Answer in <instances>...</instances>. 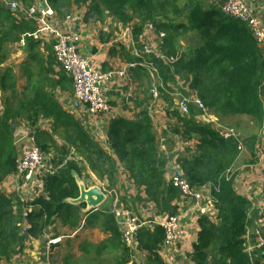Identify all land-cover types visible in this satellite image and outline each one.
I'll return each instance as SVG.
<instances>
[{"label": "trees", "instance_id": "1", "mask_svg": "<svg viewBox=\"0 0 264 264\" xmlns=\"http://www.w3.org/2000/svg\"><path fill=\"white\" fill-rule=\"evenodd\" d=\"M30 6L33 0H19ZM48 0L49 5L64 15L73 6L90 5V12L96 11L101 19L110 16L123 25H131L133 38L138 42L145 26L155 29L159 36V52L162 55L144 54L137 57L132 52L128 62H148L157 68V76L163 87H159L160 96L167 104L166 112L176 122L171 128L182 140H194L195 148L190 156H178L176 165L181 174L194 188L210 185L214 198V212L198 217V237L189 255L192 264H252L247 251L245 236L251 201L235 190V175L228 177V170L235 164L240 154V138L228 131H222L212 122H196L203 112L191 103L190 113L184 115L174 97L169 94L168 83H174L177 77L189 79V92L195 93L209 113L216 116L225 127H232L229 121L246 116L257 127L264 123V50L255 38L250 26L244 21L230 17L220 6L208 0ZM32 5V4H31ZM172 13L174 16L169 17ZM19 12H13L0 0V90L13 92L15 74L4 64L7 49L11 44L25 40L28 58L36 60L39 42L30 35L36 31L34 21L18 19ZM161 18V21L159 20ZM184 18V22L178 19ZM163 20V21H162ZM136 21V22H135ZM195 33L197 43L180 52L178 37ZM114 49L111 50V54ZM53 64V61H50ZM139 66V65H138ZM132 79L144 84L151 78L147 68L131 69ZM41 91L28 105L17 103L16 110L10 100L4 103V112L0 117V180L17 174V148L13 144L15 121L26 110H35ZM151 98L139 103L140 112L135 120L113 118L110 121L107 139L113 153L129 172L138 189L136 205L142 200L153 203L156 214L177 215L182 194L171 180L166 179L170 158L163 154L154 131L153 118L149 106ZM14 102V101H13ZM56 112V124L64 128L74 142L79 154L84 156L92 171L101 179H108L109 186L116 185L117 165L104 148L77 122L69 126L67 118L60 122ZM50 112L44 106L42 113ZM236 117V118H235ZM229 120V121H228ZM35 123L36 119H32ZM236 122V121H235ZM57 126V127H58ZM224 127V128H225ZM231 129V128H228ZM57 130V129H55ZM35 143L48 148L45 130H37ZM48 132V131H47ZM38 142L41 144H38ZM249 147V139L247 142ZM53 174H46L43 186L46 195L34 199L30 204L21 200L12 201L0 192V264L11 261L23 251L24 241L29 237L39 238L56 219L62 225L77 227L82 220L85 204L73 205L68 198L79 197L80 191L74 172L81 174L77 162L67 160L63 165H54ZM27 208H26V207ZM128 206V204H127ZM132 208L133 207H126ZM86 225L99 228L110 234L109 243L90 248L97 256L103 252L118 253L115 264H138L132 261L133 252L123 241V228L117 223L114 212L108 207L83 213ZM21 233L22 236L19 234ZM165 240V229L158 224L144 225L137 234L135 246L147 254L148 264H167L160 256L159 249Z\"/></svg>", "mask_w": 264, "mask_h": 264}, {"label": "crops", "instance_id": "2", "mask_svg": "<svg viewBox=\"0 0 264 264\" xmlns=\"http://www.w3.org/2000/svg\"><path fill=\"white\" fill-rule=\"evenodd\" d=\"M41 1L43 0H33L31 4H39ZM19 2L25 6L22 1ZM247 2L262 20L264 28V0H247ZM31 4L30 6H32ZM81 8L82 6H73L70 11L68 13L66 12L64 15H59L58 12L54 10L56 15L53 18V23L61 29H67L70 27L74 32L78 33L80 37L78 50L83 57H86L89 60L91 67L101 72H107L124 68L125 65L129 63L128 58L131 52L139 58L143 57L141 56V44L134 40L131 25H123L121 22L110 16H106V19L104 18L105 21L103 26L99 25L96 21L92 20L93 16L99 17V15L90 14V8L86 14ZM17 18L31 20L25 18L22 14L21 17L17 16ZM31 21L35 22L36 31L30 35L34 36L40 44L36 60L29 59L26 50H21L27 54L26 59L24 53H22L24 58L21 61L17 62L12 67H6L10 68L15 74V100L12 98V91L3 94L0 90V117L4 112L3 102H5L6 99L10 100L13 109L16 110L18 102H21L25 106L28 105L31 100H35V95L39 91L44 94V97L48 98L47 100L39 98V105L35 110H26L23 112V115L18 116L15 121H10L11 126L14 129L12 132V138L13 144L17 148L18 158L23 150L29 147V137H35L38 134V129L40 131L45 130V135H48V148H43L38 142V144L41 145V147H39L49 154L53 151L62 152L64 156L62 159L65 160L62 163H56L55 159L44 151L46 155L45 160L47 164H50V167H53L54 165H63L67 160L74 159L81 171L80 179L88 187L98 185L106 192H108L106 189L107 186L111 189L115 186L117 189H121L122 182H133V179L110 147V143L107 139L109 124L113 118L135 120L141 110L139 103H143L146 98H151L154 102H158L157 111L154 114L150 109V106L149 110L153 118L155 135L161 145V151L165 155L168 154L169 156H173V158H170L171 160L167 166L166 179L169 180L174 172H181L180 167L176 165V158L178 156H190L194 151L195 142L194 140H182L180 136L173 134L171 128L176 122L175 118L167 114L165 110L167 104L161 96L156 99L154 98L151 92L153 86H156L158 89L159 87H163V84L158 79L156 73L158 72L157 68L151 63L141 62V67L147 68L149 73L153 75L154 81H152V83L144 80V84H142L139 81L132 79L133 74L130 73L131 70L128 73V77L121 78L119 76H114L108 80L103 86V94L112 107V114L94 115L85 108H77L74 106V79L56 61L54 53L55 36L51 34L35 35L38 29V24L35 20ZM123 26H125V33L120 34L123 30ZM147 30L149 29H144V31ZM46 45L49 46V50L52 52V56L50 57L48 53L49 50L47 49V51L44 48H41ZM133 45L137 46V48H134ZM260 45L264 50V42ZM113 48L116 49H114L111 54ZM42 52H44V56ZM159 53L156 54L157 57L162 56L161 54L159 55ZM144 54L148 55L149 53L147 52ZM51 60L53 61V64L50 62ZM137 67H140V65ZM189 83V79L187 78H177L174 83L170 84L171 87H169L168 83L167 87L170 88L169 94L176 98L178 97V95H176L178 92H181L182 94L187 91L188 93ZM44 106H47L50 109V112L46 114L42 113ZM54 107H57V113L60 111L64 113L59 115L60 122L63 118H67V120H70L69 126L74 121L80 124L91 135V137L104 148L105 152L112 157L115 166L117 165V172L114 176L116 185L114 187L109 186L108 179L101 180L92 171L85 157L80 155L78 149L72 144L74 140L70 138L64 128H59L56 124L57 114L53 110ZM177 108L179 109V107ZM209 117H211L212 123H214L218 129L222 131H235L242 143L239 157L232 167L235 175L234 185L238 194L247 197L251 201V208L247 220V233L245 236L246 247L251 258V263L264 264V123L261 127H257L248 117L243 116L239 118L235 117L236 119L234 120L236 121V124L234 128L225 127L219 122L218 118L211 113H208L207 116L203 113L198 115L196 117V122H211L209 121ZM32 119H36V122L33 123ZM16 129L19 130L16 131ZM18 132H23L26 136L16 142L14 135H17ZM248 139L249 147L247 146ZM46 174L42 173V171L37 172L34 179L27 184L18 177V174H12L7 178L0 180V192L8 198H11L13 203L16 201L15 198H19L23 204H25L24 202L31 203L34 199L46 195L43 186L44 180L47 176ZM39 189L42 190V192L39 193ZM196 189L199 194L197 199H188L182 196L178 202L181 234L177 242L172 246L161 245L158 251L161 258L167 264H192L189 255L192 253L193 244L197 241L198 237V217L200 215L214 212V204H207L208 200L212 198L210 185ZM140 194L142 198H144V192H140ZM36 195H38V197H36ZM114 205H118V203ZM112 210L113 209H111V211ZM160 217L162 216H156L154 214L151 216L152 219L145 220V222H147L146 225L151 226L152 224H156L155 222L159 220ZM58 226H61L64 230H72L73 232L69 237L64 236V238L67 239V244L65 243V245L69 244V246H71L69 239H73V249L78 246L80 250L83 251L87 249L91 253L95 252L93 250L90 251L91 247H100L105 243H109L111 236L110 234L101 231L99 228H90L87 226L85 216H83L82 213V220L77 227L64 226L58 218L51 226L46 228L43 236L39 238L29 237L26 244L28 243L29 247L31 245L35 246L45 236L46 232L55 230ZM89 230H98L107 238L100 237L98 243L92 237L87 238L88 240L86 239L89 242L81 241V239L84 237L86 238L89 235ZM81 234H83L82 238H80ZM63 243L53 246L49 253L45 247L47 257L49 254L52 255L55 252H58ZM132 252L133 262L136 261L138 264H148L146 253L138 250L136 247L132 249ZM39 254L40 256L37 264H45V262H41V252ZM30 255V251L23 253V258L26 259L25 264H31ZM11 261L14 263L19 262V260L15 261L14 259ZM47 262L50 264L49 260H47ZM7 263V261H2L1 264Z\"/></svg>", "mask_w": 264, "mask_h": 264}, {"label": "built area", "instance_id": "3", "mask_svg": "<svg viewBox=\"0 0 264 264\" xmlns=\"http://www.w3.org/2000/svg\"><path fill=\"white\" fill-rule=\"evenodd\" d=\"M2 2L14 12L21 13L27 19L35 20L38 24L35 35L51 34L55 36L54 53L56 61L74 79V106L77 108H85L94 115L112 114V107L103 94L104 84L114 76H119L121 78L128 77L129 71L141 65V63L129 62L122 69L110 70L107 72L98 71L91 67L89 60L83 57L79 52L78 43L80 37L78 33L74 32L70 27L61 29L53 23V18L56 13L48 4L47 0H43L39 4L35 3L29 7L24 6L18 0H2ZM215 2L220 6L222 11L230 17L246 22L248 26H250L257 41L260 44L264 42L262 20L253 11L247 0H215ZM151 92L155 99L160 96V91L156 86H153ZM189 94L180 96L177 105L181 112L183 114H188L190 110L189 105L193 103L205 114V116H207L209 111L201 99L195 93ZM229 131L228 133L232 135L235 134V131ZM29 138V147L25 148L17 159V174L25 184L32 181L37 172L44 171V161L46 157L45 152L35 143V137L30 136ZM241 148L242 143L240 142V149ZM54 171L55 169L49 168L45 173L53 174ZM227 174L228 177H231L234 175V170L231 168L228 170ZM171 182L185 198L197 199V197H199L197 189L192 187L180 172L173 173ZM214 203V198L209 199L207 202L208 205ZM113 209L116 210L118 223L123 228L125 244L129 248L134 249L136 247L135 243L138 231L142 226L146 225L147 222L141 221L139 216L131 209L122 211V213L117 211V205H114ZM161 216L162 217L155 223L161 225L165 229V240L162 245L172 246L177 242L181 234L179 215ZM62 242L63 238L61 236L49 237L46 245L47 252L49 253L53 246L59 245ZM129 264H132V262Z\"/></svg>", "mask_w": 264, "mask_h": 264}, {"label": "rangeland", "instance_id": "4", "mask_svg": "<svg viewBox=\"0 0 264 264\" xmlns=\"http://www.w3.org/2000/svg\"><path fill=\"white\" fill-rule=\"evenodd\" d=\"M212 1H215V0H208L207 4H211ZM184 3H185V1L182 0L178 4L183 6ZM89 8H90V5L87 4V5L82 6L81 9L83 12H85L87 14V11ZM69 11H67V13ZM90 14L97 15L95 10H92L90 12ZM168 16L173 17L174 15L172 13H169ZM105 19L101 20V18L98 16L92 17L93 21H96L97 24L102 25V26L104 24ZM159 20L161 21V18H159ZM113 21H115V20H113ZM177 21L178 22H184L185 19L181 18V19H178ZM110 26H113V25H110ZM113 29H114V27H113ZM145 29H149V30L144 31L142 34V37L139 38V40H138V43L141 44V48H142L141 56L145 57L144 53H147V52L149 54H155L156 55L159 53L158 44H159L160 38L156 34L155 29L148 28L147 26H145ZM122 33H125V26H123V30L120 34H122ZM194 34L195 33H189L186 36L178 37L177 43H178V49L180 50V52H185L186 49L193 47L197 43V38ZM25 47H26L25 41H21L19 43L11 44L9 46L10 50L7 49L6 60L2 66L5 68L6 67H12L17 62L21 61L24 58L22 55V53H24V52L21 50H24ZM133 47L137 48V46H134V45H133ZM41 48H44L45 50H47V49L49 50V46H47V45L44 47H41ZM42 53L44 56V52H42ZM48 53H49V57L52 56V52L50 50ZM24 55H25V59H26L27 54L24 53ZM159 55H160V53H159ZM149 74H150L151 78H153V75L151 73H149ZM177 78L180 79L179 77H177ZM170 84H172V83H169V87H171ZM180 94H181V92L176 93V95H178V97L174 98V100L176 99L175 100V106L177 105V103L180 99V96L185 95V93H182L181 95ZM151 103L152 104L150 105V109L153 111V114H154L157 111L158 102H154L153 100H151ZM166 108H167V106H166ZM166 108H165V110H166ZM189 113H190V110H189ZM188 114H184V115H188ZM209 120L212 121L211 117H209ZM229 122H230V124H232L230 126H232L234 128V126L236 124L235 120L229 121ZM235 129L237 130L236 127H235ZM234 133L237 136V133L236 132H234ZM43 151H45V150H43ZM47 154H49V153H47ZM49 155L55 159L56 163H62L65 161L64 159H62L64 157L62 152L53 151ZM48 159H49V157H48ZM44 163H45L44 171H42V173L46 174L45 173L46 170H48L51 167H50V164H47L46 160L44 161ZM169 180H171V176H170ZM133 184L134 183L131 181L130 182L129 181L128 182H122L121 183V189H117L116 186L115 187L113 186L114 188L111 189L107 186L106 189L108 190V192H105L104 189L103 190H104V193L107 195L108 199L106 200V202L103 204V206L101 208L106 209V207H108L109 209H113L112 206L114 204L118 203L117 211L122 213V211L127 210L126 207H133L134 208L133 210L137 213V215L139 216L141 221L152 219L151 216H153L154 214L156 216H161L160 214H156L157 209L155 208V205L153 203H150L148 201L143 200L145 198V196L142 200H139L141 202H138L136 205H134L135 201H136L135 199H137V197H139V194H138V189ZM40 192H42V190L39 189V193ZM36 197H38V195H36ZM15 199H16L15 202H17L19 200V198H15ZM24 203H25V205L30 204L27 202H24ZM127 204H128V206H127ZM131 210H132V208H131ZM85 211H86V209H85ZM112 211L114 212L116 220H118V216L116 215V210L113 209ZM82 213H85V212L83 211ZM88 232H89V235L86 238L84 237L83 239H81V241L89 242V241H87L88 240L87 238L92 237L98 243L100 240L99 239L100 237L101 238L104 237L105 239L107 238L98 230H89ZM72 234H73L72 230H64V229H62L61 226H58V228H55V230H50L49 232H46L45 236L35 246L31 245L29 247L28 243L26 244V242H27V239H26L24 241L23 251H21L17 256L13 257V259L15 261L19 260V262L14 263L12 261H9L7 264H25L26 259L23 258V253L27 252V251H30V254H31L30 255L31 264H37L39 256H40V254H39L40 252H41V262H43V263L45 262V264H49L47 262V260L50 261V264H115V262L119 256L116 251L109 252V253L104 252L101 255L97 256V254L95 252L91 253L87 249L82 251V250H80V248L78 246H76V248L73 249V246H72V240L73 239H69L71 246H69V244L65 245V243L67 244V239H65L64 236L69 237ZM19 235L22 236L21 233ZM53 236L54 237L61 236L63 238V241H64V239H65V241H64V243L62 242L63 245L58 252H55L52 255L49 254V256L47 257L45 247L47 245L48 238L49 237L52 238ZM82 237H83V234L80 235V238H82ZM123 241H124V238H123ZM124 243H125V241H124ZM97 246H99V245H97ZM83 249H84V247H83ZM86 250H87V252H86Z\"/></svg>", "mask_w": 264, "mask_h": 264}, {"label": "water", "instance_id": "5", "mask_svg": "<svg viewBox=\"0 0 264 264\" xmlns=\"http://www.w3.org/2000/svg\"><path fill=\"white\" fill-rule=\"evenodd\" d=\"M19 129H16L18 131ZM22 131V130H21ZM25 133L23 132H18V134L14 135L15 141L18 142L20 141L23 137H25ZM78 187H79V197L77 198H68L66 201L68 203H71L73 205H81L85 204L86 205V211L83 209L84 212H89L91 210H97L103 206V204L106 202L107 195L104 193V190L102 187L98 185L90 186L88 187L85 185L82 180L80 179V175L77 174L76 172L73 173ZM106 192V191H105Z\"/></svg>", "mask_w": 264, "mask_h": 264}]
</instances>
